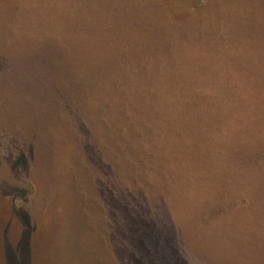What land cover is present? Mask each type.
I'll use <instances>...</instances> for the list:
<instances>
[{
  "label": "rangeland",
  "instance_id": "374dc122",
  "mask_svg": "<svg viewBox=\"0 0 264 264\" xmlns=\"http://www.w3.org/2000/svg\"><path fill=\"white\" fill-rule=\"evenodd\" d=\"M99 1L0 0V264H264V0H102L152 53L155 12L202 13L190 40L166 34L179 66L133 104L152 125L103 107L99 140L120 148L91 145L73 84Z\"/></svg>",
  "mask_w": 264,
  "mask_h": 264
},
{
  "label": "trees",
  "instance_id": "16d2710c",
  "mask_svg": "<svg viewBox=\"0 0 264 264\" xmlns=\"http://www.w3.org/2000/svg\"><path fill=\"white\" fill-rule=\"evenodd\" d=\"M90 3H92V0H90ZM98 4L101 6L93 13V19L90 22V43L86 44L88 45V49L84 50L78 44L79 49L77 50L79 55H87L89 60H81L77 67H73V84L79 91L82 89L85 91L86 83H89L90 86L91 145L97 146L100 143L102 148H109V144L114 145L116 143V146L120 148L117 143L119 142L118 140L113 139L110 143H107V139L111 140L109 136L103 142L100 141L101 136L105 134L104 127L112 125L110 119H107L104 115L102 117L99 116L103 112V107L104 109L109 107L112 110L115 103L119 117L130 120L129 122L134 124L135 128L140 123L137 121V119L141 120L140 118H142V123L139 129L143 130L146 125L148 127L152 125L149 119L145 120L142 117L139 108H132L133 104L137 103L138 106H141L140 104L144 106L149 101L154 100L158 93L159 76L163 73H170L172 69L175 70L179 66L178 61H176L175 66V58L169 49L165 53L168 55V62L163 59L164 47L165 49L170 47V44L167 43L168 38H166V34L170 33L181 41L185 38L186 40H190L192 33L196 32L197 28H201V23L198 22H200L202 13L201 11H197V9L186 12H175L168 8L155 12V16L161 21L162 28H159L158 24L153 25L151 28L157 27L160 31L163 29L162 37L164 36V43L161 41L159 43L158 39H154L153 46L156 52L152 53L146 48L150 43L149 41L141 43L143 30H146V28H143V30L138 29V31L136 28L134 31L132 30L131 35L134 40L130 37L129 42L123 39L125 35L118 32L123 28L119 27L113 33L112 28H109L110 24L108 25L105 22V20H108L109 12L106 10V7H103L102 0ZM195 4L198 6L202 3L197 0ZM254 13L257 12L254 11ZM115 14L112 13V18ZM117 14H123L125 17L128 16L125 13ZM262 14V12H259L253 15H256V20H258V23L260 22L261 29H263L262 33L264 34V15ZM189 21L192 22L190 23L191 25ZM239 28H241L240 25ZM208 31L202 28L201 35L204 32L206 34ZM254 31L260 32V27L256 23ZM156 33L157 30L153 35H156ZM58 65L63 70L68 69L67 62ZM61 79L60 84H62V87H60V91L62 92L66 88L67 78L61 76ZM125 230V228L119 230L121 237H124ZM71 260H69L70 264H74L73 262L78 264L76 258L74 261ZM69 261L67 264H69Z\"/></svg>",
  "mask_w": 264,
  "mask_h": 264
}]
</instances>
